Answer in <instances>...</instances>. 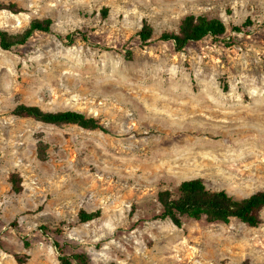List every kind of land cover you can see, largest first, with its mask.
<instances>
[{
	"label": "rangeland",
	"instance_id": "1",
	"mask_svg": "<svg viewBox=\"0 0 264 264\" xmlns=\"http://www.w3.org/2000/svg\"><path fill=\"white\" fill-rule=\"evenodd\" d=\"M0 3L21 10L0 11L10 34L53 21L25 46L0 47V264H60L81 253L91 264H264V210L257 228L158 219L159 192L177 194L186 180L237 199L264 190V0ZM191 14L228 31L177 52L161 35ZM145 21L154 31L146 44ZM20 104L80 112L108 132L19 118ZM81 210L102 216L80 223Z\"/></svg>",
	"mask_w": 264,
	"mask_h": 264
},
{
	"label": "trees",
	"instance_id": "2",
	"mask_svg": "<svg viewBox=\"0 0 264 264\" xmlns=\"http://www.w3.org/2000/svg\"><path fill=\"white\" fill-rule=\"evenodd\" d=\"M0 11L21 12L17 4L14 3H0ZM103 14L107 15V10ZM252 25L253 22L248 20L243 26L234 27L233 30L241 32L242 29ZM52 26L53 21L51 19H36L31 21L29 27L21 33L10 34L0 29V47L5 51H11L15 47L25 46L35 33H51L53 31ZM227 31V26L221 19L209 18L203 14H191L182 19L177 32H165L160 39L164 42H171L177 52H183L191 43L200 42L207 37L219 38L224 36ZM153 35V28L145 21L139 34L141 41L146 44L152 40ZM65 40L71 43L74 40L73 35L67 36ZM128 57H131V53L128 54ZM12 114L19 118H31L37 122L56 127L74 125L85 130L108 132L99 120L76 111L49 112L44 111L39 106L20 104L16 106ZM38 145L39 158L45 160L48 146L42 141H39ZM10 182L14 192H22V178L18 174H12ZM158 202L162 207L158 219L169 220L178 228L183 226V218L185 217L196 221L204 219L210 224H229L233 219H237L249 227L257 228L262 224L264 190L249 197L237 199L224 190H211L204 179L197 178L183 181L178 187L177 194L168 190L159 192ZM101 216V210L95 212L81 210L78 219L80 223H88ZM42 229L44 231L49 230L45 226ZM57 232L61 233L59 229ZM55 245L62 251L58 242ZM18 263L25 264L22 259H19ZM60 264H91V262L85 253L74 254L72 257H66L62 254ZM242 264L250 263L245 261Z\"/></svg>",
	"mask_w": 264,
	"mask_h": 264
}]
</instances>
